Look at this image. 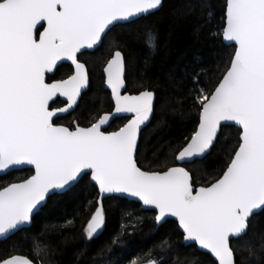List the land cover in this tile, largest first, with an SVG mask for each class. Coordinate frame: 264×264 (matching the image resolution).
<instances>
[{
	"label": "snow or ice",
	"instance_id": "snow-or-ice-1",
	"mask_svg": "<svg viewBox=\"0 0 264 264\" xmlns=\"http://www.w3.org/2000/svg\"><path fill=\"white\" fill-rule=\"evenodd\" d=\"M162 7L163 0H0V173L34 169L28 179L0 188V237L23 230L48 200L87 180L101 198H138L156 213L158 226L174 217L183 241L209 254L214 264H242L233 242L246 237L252 218L264 213V0H224L222 25L211 38L222 39L232 53L211 89L200 87L203 69L193 70L188 95L192 107L199 106V126L175 148L171 166H140V133L154 114L155 95L148 87L129 94L120 50L103 69L113 109L86 127L57 123L61 113L75 111L91 83L81 58L100 47L117 24ZM66 61L73 73L53 79ZM61 97L65 106L54 107ZM113 119L127 123L110 132ZM222 122L238 127L237 145L222 174L195 188L186 166L210 154ZM104 224L97 201L86 238L99 235ZM165 246L171 242L162 241ZM33 251L32 258L14 255L0 258V264H34L40 258L35 242ZM146 255L130 264H163Z\"/></svg>",
	"mask_w": 264,
	"mask_h": 264
},
{
	"label": "trees",
	"instance_id": "trees-1",
	"mask_svg": "<svg viewBox=\"0 0 264 264\" xmlns=\"http://www.w3.org/2000/svg\"><path fill=\"white\" fill-rule=\"evenodd\" d=\"M223 5L224 0H163V7L153 14L112 28L101 47L81 58L90 74L89 90L80 98L76 110L57 123L86 127L94 116L113 109L111 93L105 90L103 69L111 54L120 50L126 60L129 93L137 94L148 87L155 95L154 117L140 138V166L153 171L171 166L175 148L183 145L186 137L191 138L199 124V106L192 107V97L188 95L193 89V70L203 69L200 87L211 89L232 53V47L222 39L211 38L222 25ZM72 73L73 68L63 64L52 78L67 79ZM62 106L61 100L54 105ZM125 123L127 119H117L108 131L118 130ZM238 138V128L223 127L211 153L186 166L195 188L207 186L222 174ZM33 173L21 170L0 176V188L20 183ZM99 196L98 189L85 180L48 200L30 228L0 240V258H32L35 242L40 247V258L34 264H130L141 256L148 259L149 252L151 258L163 259V264H214L210 255L195 245H184L175 221L157 227L155 212L144 211L139 203L123 198L104 200V228L88 240L84 230ZM67 220L72 224L46 230V226L65 225ZM117 237L118 243L113 245L111 242ZM164 240L170 241L172 247H161ZM261 244L264 213L252 218L246 237L233 242L237 260L242 264H264Z\"/></svg>",
	"mask_w": 264,
	"mask_h": 264
},
{
	"label": "water",
	"instance_id": "water-1",
	"mask_svg": "<svg viewBox=\"0 0 264 264\" xmlns=\"http://www.w3.org/2000/svg\"><path fill=\"white\" fill-rule=\"evenodd\" d=\"M158 11V10H157ZM156 12V11H155ZM147 16H149V15H146V16H143V17H147ZM142 18V17H141ZM140 19V18H139ZM136 20H138V19H136ZM135 20V21H136ZM132 23V22H131ZM125 24H129V23H122V24H117V25H125ZM116 25V26H117ZM114 28V27H113ZM226 45H227V43L226 42H224ZM101 47V46H100ZM99 48V47H98ZM97 48V49H98ZM97 49H95L94 51H96ZM93 51V52H94ZM63 64H68V65H70L72 68H73V71H74V66L71 64V62L70 61H66V62H61V63H59L58 64V67L54 70V73H56V70L61 66V65H63ZM51 75V74H50ZM55 75V74H54ZM89 87H90V85H89ZM89 87L82 93V95L84 94V93H86V92H88V90H89ZM105 90L106 91H108V92H110V89H108L107 87H106V85H105ZM111 93V92H110ZM130 94V93H129ZM60 100L63 102L64 100H65V98H63V97H61L60 98ZM80 100V99H79ZM154 104H155V101H154ZM77 108V107H76ZM76 108H75V110H76ZM72 112H74V111H71L70 113H61L60 114V116L61 117H65V116H67V115H69V114H71ZM130 117V116H129ZM153 117H154V114L150 117V121L149 122H146V126H142V131H141V133H140V138H141V134H142V132L150 125V123H151V121H152V119H153ZM131 118V117H130ZM117 119H113L112 121H111V125L116 121ZM222 127L218 130V136L220 135V133H221V130H222V128L223 127H225V126H234V127H236V128H238L234 123H232V122H227V123H225V122H222ZM198 126H199V124H198ZM110 127H108L107 128V130L109 129ZM197 129H198V127H197ZM139 143H140V139H139ZM213 149V148H212ZM212 149L210 150V153H211V151H212ZM209 155V154H208ZM207 155V156H208ZM206 156V157H207ZM182 166V165H181ZM21 170H32L33 172H34V169L32 168V166H18V168H17V170H15V171H21ZM11 172H13V171H11ZM10 172V173H11ZM9 174V173H8ZM34 174V173H33ZM7 174H2V173H0V176H6ZM74 187H76V186H74ZM73 187V188H74ZM195 187V186H194ZM72 188V189H73ZM69 190H66V191H63L62 193H60V194H58V195H61V194H64V193H66V192H68ZM105 199H107L106 197L105 198H101L100 196H99V199H98V201L100 202V205H102V207H103V203H104V200ZM123 199H127V200H129V201H131V202H137V203H139L140 205H141V207L143 208V210L144 211H149V212H154V211H152V210H148L145 206H143L142 205V202H140L139 200H138V198H132V197H125V198H123ZM169 220H173V221H175V218L174 217H169ZM31 225H32V223L30 224V225H28V226H25L24 228H23V230L24 229H28V228H30L31 227ZM157 227H160V226H158L157 225ZM22 230H19V231H16L15 233H10V234H8V235H6V236H3V237H0V240L1 241H5V240H7V239H9V238H11V237H13L14 235H16L17 233H19V232H21ZM184 245L185 246H188V244L186 243V242H184ZM196 248L199 250V251H201V252H203V253H206V252H204L203 250H201V249H199L198 248V246H196ZM207 254V253H206ZM211 257V256H210ZM213 260H214V258L213 257H211Z\"/></svg>",
	"mask_w": 264,
	"mask_h": 264
},
{
	"label": "rangeland",
	"instance_id": "rangeland-1",
	"mask_svg": "<svg viewBox=\"0 0 264 264\" xmlns=\"http://www.w3.org/2000/svg\"><path fill=\"white\" fill-rule=\"evenodd\" d=\"M103 228H104V226H103ZM102 230H103V229H102ZM101 232H102V231H101ZM101 232H100V233H101ZM97 236H98V235H97ZM97 236H96V237H97Z\"/></svg>",
	"mask_w": 264,
	"mask_h": 264
},
{
	"label": "flooded vegetation",
	"instance_id": "flooded-vegetation-1",
	"mask_svg": "<svg viewBox=\"0 0 264 264\" xmlns=\"http://www.w3.org/2000/svg\"><path fill=\"white\" fill-rule=\"evenodd\" d=\"M64 106H65V104H64ZM64 106H62V107H64Z\"/></svg>",
	"mask_w": 264,
	"mask_h": 264
}]
</instances>
